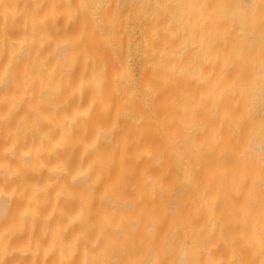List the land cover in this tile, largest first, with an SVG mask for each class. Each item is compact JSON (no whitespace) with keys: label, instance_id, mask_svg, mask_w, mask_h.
<instances>
[{"label":"bare ground","instance_id":"6f19581e","mask_svg":"<svg viewBox=\"0 0 264 264\" xmlns=\"http://www.w3.org/2000/svg\"><path fill=\"white\" fill-rule=\"evenodd\" d=\"M0 264H264V0H0Z\"/></svg>","mask_w":264,"mask_h":264}]
</instances>
